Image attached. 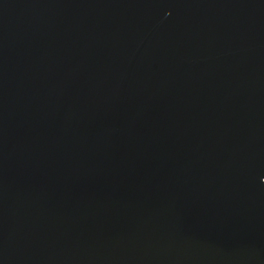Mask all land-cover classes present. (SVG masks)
I'll return each mask as SVG.
<instances>
[{"label":"water","instance_id":"95a60500","mask_svg":"<svg viewBox=\"0 0 264 264\" xmlns=\"http://www.w3.org/2000/svg\"><path fill=\"white\" fill-rule=\"evenodd\" d=\"M0 264H264V0H0Z\"/></svg>","mask_w":264,"mask_h":264}]
</instances>
